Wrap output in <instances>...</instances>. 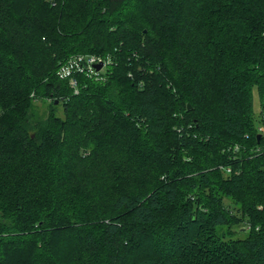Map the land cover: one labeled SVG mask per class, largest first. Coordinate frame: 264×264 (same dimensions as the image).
I'll return each instance as SVG.
<instances>
[{"label": "trees", "instance_id": "trees-1", "mask_svg": "<svg viewBox=\"0 0 264 264\" xmlns=\"http://www.w3.org/2000/svg\"><path fill=\"white\" fill-rule=\"evenodd\" d=\"M0 264H264V0H0Z\"/></svg>", "mask_w": 264, "mask_h": 264}, {"label": "built area", "instance_id": "built-area-1", "mask_svg": "<svg viewBox=\"0 0 264 264\" xmlns=\"http://www.w3.org/2000/svg\"><path fill=\"white\" fill-rule=\"evenodd\" d=\"M101 63L103 67L104 63L101 58L94 55H77L70 58L66 64L62 65L57 74L59 78L66 79L73 90L74 94L78 93V80L74 74L85 73L86 75L92 74L95 69V65Z\"/></svg>", "mask_w": 264, "mask_h": 264}, {"label": "rangeland", "instance_id": "rangeland-1", "mask_svg": "<svg viewBox=\"0 0 264 264\" xmlns=\"http://www.w3.org/2000/svg\"><path fill=\"white\" fill-rule=\"evenodd\" d=\"M126 11H128V9H126ZM38 107H39L38 110H39L40 113H42L44 111V109H45V107L43 105H40V104H38ZM253 108H255L256 111H257V108H258V99H257L256 94L253 95ZM57 114L58 115L61 114V109L60 108L57 110ZM224 202H225V204H228L227 200H224ZM236 235H237L238 238H244V235L245 234L244 233H241V232H238V233H236ZM135 255H137V254H135Z\"/></svg>", "mask_w": 264, "mask_h": 264}, {"label": "water", "instance_id": "water-1", "mask_svg": "<svg viewBox=\"0 0 264 264\" xmlns=\"http://www.w3.org/2000/svg\"><path fill=\"white\" fill-rule=\"evenodd\" d=\"M101 66H102V64H101V63H99V64L95 65V69H96V70H99V69L101 68ZM187 108H189V106H188V105H187Z\"/></svg>", "mask_w": 264, "mask_h": 264}]
</instances>
